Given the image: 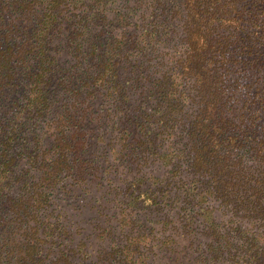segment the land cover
Instances as JSON below:
<instances>
[{
	"label": "trees",
	"instance_id": "obj_1",
	"mask_svg": "<svg viewBox=\"0 0 264 264\" xmlns=\"http://www.w3.org/2000/svg\"><path fill=\"white\" fill-rule=\"evenodd\" d=\"M173 35L183 50L160 72L154 55ZM189 88L198 108L181 124ZM139 89L155 104L134 105ZM97 102L115 155L168 168L130 197L164 207L173 235L205 240L188 250L194 264H264V0H0V264H152L149 233L91 262L85 240H67L79 228L47 213L86 124L103 119ZM179 127L184 144L168 142ZM178 239L159 250L178 256Z\"/></svg>",
	"mask_w": 264,
	"mask_h": 264
},
{
	"label": "rangeland",
	"instance_id": "obj_2",
	"mask_svg": "<svg viewBox=\"0 0 264 264\" xmlns=\"http://www.w3.org/2000/svg\"><path fill=\"white\" fill-rule=\"evenodd\" d=\"M172 37V42L159 45L157 53L154 55L157 56L156 59L159 58L154 61L155 63L157 62V66L160 62L163 64L161 68L159 67L160 72H162L161 70H167V66L171 64L166 61L169 56L164 57L165 54H171V58H173L175 52L179 53L183 50V44H176L174 35ZM240 88V91L243 92L244 88ZM131 91L128 94L130 93L129 96L134 105L138 101H142L144 105L155 104L156 99L148 100L149 93L138 98L140 89L137 92ZM187 101L189 103L187 102L185 106L184 119L181 124L184 122L185 124L188 123L197 112V99L195 98V92L191 88L187 92ZM93 109L96 113L92 117L97 118V115L98 117L102 115L103 119H96L86 124V135L84 137L87 147L81 152L79 158H70L72 162L71 173L68 174L69 177L67 176L60 183L63 186V190L68 193L56 194L54 202L50 201L48 203L50 208L47 213L49 210H53L55 215L59 211L64 223L68 224L70 230L73 231L79 228L76 236L72 238L70 235L67 240L71 241V246L77 244L79 240H85L88 244L86 252L89 254L91 262H95V259L99 258L100 252L107 250L111 245L119 246L122 244L128 235L135 236L136 233L142 234L146 232L149 233L150 237V239L143 241L145 246L149 244L146 251L153 249L152 255L150 254L152 260H145L146 263L194 264L195 253L188 250L192 244L193 248H195L197 244L206 243L205 240L201 237H196L195 240L189 241L187 237L183 238V236H180V234L184 235L180 231L178 235H173L171 215L164 218L167 214L163 210H159L164 207L161 205L144 206L140 201L135 203L130 197L131 194L138 195L140 192L147 190L146 184L138 183L141 181L139 179L142 176L147 175L146 177H148L152 175L161 178L166 176L167 173L165 171L168 168L163 169L157 163H148L141 171L139 168L134 169L132 165L124 161L123 155L125 154H121L122 156L115 155L112 148L117 146V144L113 145L117 137L109 134L110 131L115 129L112 128V123H109L105 116L108 112L99 102L93 106ZM180 129L181 127L175 130L173 136L169 137L167 141L173 140L184 144V141L178 138ZM231 154L236 158L241 155L243 158L248 159V155L245 157L246 155L243 151L238 153L234 151ZM245 163H247V167L244 168L252 169L249 168L252 166L251 162L245 161ZM184 179L189 182L191 176H187ZM134 183L136 187L133 186ZM138 186L140 188H137ZM158 202L161 203L162 201ZM161 204L164 206V203ZM213 207L218 212L220 211L217 204H213ZM126 216L127 219H124ZM49 218L52 217L49 215ZM130 219L135 220V226L132 230L126 226ZM215 219L217 218L215 217ZM171 235L179 237L177 247L174 250L178 256L167 255L163 253L165 251L159 250L160 242L163 238L171 237ZM168 246L163 248L168 249ZM173 261L175 262L173 263Z\"/></svg>",
	"mask_w": 264,
	"mask_h": 264
}]
</instances>
